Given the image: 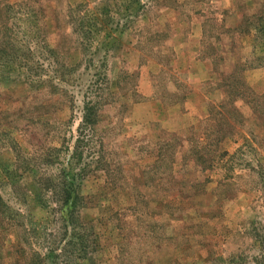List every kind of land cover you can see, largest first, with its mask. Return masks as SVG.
<instances>
[{
  "label": "rangeland",
  "instance_id": "obj_1",
  "mask_svg": "<svg viewBox=\"0 0 264 264\" xmlns=\"http://www.w3.org/2000/svg\"><path fill=\"white\" fill-rule=\"evenodd\" d=\"M0 264H264V0H0Z\"/></svg>",
  "mask_w": 264,
  "mask_h": 264
}]
</instances>
